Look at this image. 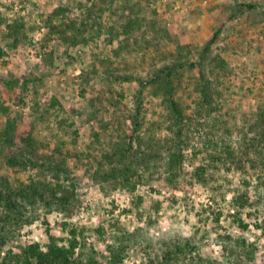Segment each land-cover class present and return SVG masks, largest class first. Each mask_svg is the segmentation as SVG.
<instances>
[{"label":"rangeland","instance_id":"rangeland-1","mask_svg":"<svg viewBox=\"0 0 264 264\" xmlns=\"http://www.w3.org/2000/svg\"><path fill=\"white\" fill-rule=\"evenodd\" d=\"M244 4L258 8L243 9ZM61 8V19L74 20L85 29L84 40L73 44L67 37L74 31L68 28L48 34L40 15ZM21 19L34 30L28 32L26 44L10 48L7 25ZM131 20L134 29L127 31ZM0 45L6 53L0 58V106L9 108L7 114L0 109L4 141L0 180L15 185L32 179L52 181L54 173L63 171V181L77 187L80 201L71 219L61 212L43 211L41 220L24 227L3 254L33 243L45 246L47 217L52 231L61 237H68L63 230L66 221L83 230L104 264L113 231L109 223L116 221L130 232L139 230L124 264H150V255L161 256L166 242L195 235L204 264L224 260V247L230 244L222 237L227 235L255 244L257 252L250 263L264 264L260 156L245 159L244 169L212 165L216 181L210 186L194 178L198 167L212 163L215 149L208 140L227 138L242 151L243 137H254L263 124L264 0H0ZM158 72L164 77L172 72V94L191 118L186 157L175 184L166 180V140L173 135L169 103L163 87L150 82ZM203 83L211 87L212 110L202 109L209 107L203 101L208 96L200 90ZM139 109L145 124L136 132L132 119ZM27 137L31 146L23 141ZM131 143L137 161H142L140 150L156 159L160 155L154 178L147 177L144 163L137 165L138 177L131 184L112 172V177L98 176L100 169L117 166L115 150ZM248 145L251 151L256 149ZM24 149L37 155V164L28 168L9 164ZM219 166L221 170H214ZM213 185L220 189L214 191ZM247 189L257 205L238 210L234 197ZM241 220L249 225L247 230L241 229Z\"/></svg>","mask_w":264,"mask_h":264},{"label":"trees","instance_id":"trees-1","mask_svg":"<svg viewBox=\"0 0 264 264\" xmlns=\"http://www.w3.org/2000/svg\"><path fill=\"white\" fill-rule=\"evenodd\" d=\"M241 7L243 9L258 8L257 5L253 4H244L241 5ZM62 13H64V10L61 8L56 9L48 15H40V20L48 30V34L50 36L61 34L64 33L65 28H68L74 31L71 37H67L73 44L79 43L82 38L84 40L85 29L81 28V26L78 27L74 20H72V22H67L61 19ZM137 20L138 19L135 21ZM58 21L61 22L58 23ZM135 21L131 20L130 25H128L125 30H133ZM30 30L32 31L34 28L28 29L27 23H24L22 19L8 24V32L5 37L9 47L16 48L26 44L29 39L28 32ZM218 37L219 31L215 33L213 39L209 42L208 50L209 47L211 48L213 46ZM5 55V50L0 45V58H3ZM195 66L196 64H193V67ZM201 67H203V65ZM173 68L175 67H170L169 69L171 70ZM203 71L204 69L202 70V76L205 78V72ZM171 75L172 72L169 73L167 77H164L163 72H158L150 82L152 84H160L163 87L167 95L166 101L169 103L170 130L173 135L166 140L169 146V155L166 158V180L175 184V182H179L183 161L186 157L183 153L185 149L184 144L186 143L185 135L186 129L190 126L191 118L186 114L185 109L175 100L172 94L173 81ZM125 79L132 80L133 77H125ZM200 90H202L204 96H208V98H204L203 101L208 102L207 105L209 107L202 105V109L211 108L212 110L214 107V99L212 93H209L211 87L207 85V83H203ZM0 109L5 114L9 112V108L7 107L0 106ZM210 111L209 113H211ZM260 119L263 124L258 134H255V136L251 138L246 134L240 142V147L244 146V150L242 151H239L227 138H222L220 142L215 143L212 140H208L207 144L215 149V154L212 155V163L198 167L194 173V178L199 183L210 186L212 182L216 181V175H214L216 171L210 172L212 165L220 164L228 169L227 164H232L239 169H244L243 162H245V159L250 160L252 156H256V158L260 156L258 160H260L261 165L264 166V147L262 146V144L264 145V114L260 115ZM132 122L135 125L136 132H139V130L143 128L145 122L144 118L141 116L140 109L133 116ZM9 125L12 126L11 123ZM5 138L8 139L7 137ZM23 141L28 143L27 146H31L29 145V142H32L30 137L24 138ZM3 143L4 141L0 139V144ZM139 143L142 145L141 141ZM220 143L221 146L218 145ZM248 143L252 144V147L256 145V149L251 151ZM258 146H260L259 149ZM32 152L33 151L24 149L23 152L12 156L8 162L13 166H19L21 168H28L32 164L36 165L38 158H36L37 155ZM115 152L114 158L119 159L118 165L114 166L111 171L100 169V171H98V176L99 174L106 176L105 178L115 176L126 182V184H131L132 180L138 177L137 165L139 166V163L141 165H143V163L145 164L143 166L149 179H153L155 174L159 172L157 161L160 155H158L156 159L140 150L139 154L141 158L139 160L142 161H137L136 154L138 152L134 150L132 143L128 147L123 146L117 148ZM238 152L241 155L238 156ZM106 158L112 160V156H107ZM0 160H2L1 157ZM45 160L46 163H52L50 157H45L44 161ZM218 169L221 170L220 166L214 170L218 171ZM109 172H112V176ZM64 173L63 171H57L54 173L55 175L52 181L49 179H32L28 183L19 182L17 185L11 183L7 179L0 180V264H104L99 258L94 243L88 241L83 230L75 226H70L71 224L66 221L63 223V230L67 232L68 237H61L52 231L51 224L47 217H45L44 223L47 226L49 241L45 246H42L40 243H33L22 248L19 252L10 248L6 250L4 254L2 253L7 245L13 243V241L19 237L24 227L30 226L41 220L43 211H45V215L55 211L61 212L68 219L73 218L77 214V209L80 206L77 187L74 184L71 186L66 185L62 179ZM139 177L142 178V175H139ZM212 189L218 191L220 188L218 189L217 186L213 185ZM233 203L239 208L238 210L248 205H257L256 201H252L250 194H248V189L245 193L236 194ZM219 215L220 214H218V216ZM109 225L113 228V231L110 234V241L107 244L109 253L107 264H124L128 250L138 242L137 237L139 230L137 229L134 232H130L123 227L120 221L109 223ZM240 226L243 231L247 230L249 227L245 221H242ZM98 231L104 234L103 228H99ZM222 239L223 242H228L230 244L224 247V260H211L209 264H251L250 261L254 260L257 252L255 244H248L246 239L234 238L231 235L223 236ZM233 241L234 244H232ZM150 257V264H183L187 262L190 264H204L206 262V258L201 255V248L198 245L197 235L183 240H171L170 242H166L161 256L154 257L150 255Z\"/></svg>","mask_w":264,"mask_h":264}]
</instances>
